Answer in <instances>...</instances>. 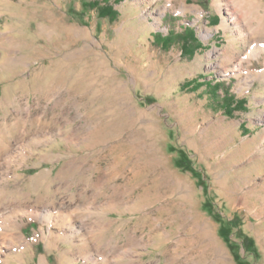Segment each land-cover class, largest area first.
I'll return each mask as SVG.
<instances>
[{
    "label": "rangeland",
    "instance_id": "rangeland-1",
    "mask_svg": "<svg viewBox=\"0 0 264 264\" xmlns=\"http://www.w3.org/2000/svg\"><path fill=\"white\" fill-rule=\"evenodd\" d=\"M260 25L264 0H0V151L27 138L0 202H79L93 235L20 216L0 264H264Z\"/></svg>",
    "mask_w": 264,
    "mask_h": 264
},
{
    "label": "bare ground",
    "instance_id": "bare-ground-1",
    "mask_svg": "<svg viewBox=\"0 0 264 264\" xmlns=\"http://www.w3.org/2000/svg\"><path fill=\"white\" fill-rule=\"evenodd\" d=\"M227 12L230 15L229 17L232 20L236 18L234 14H231L232 11L230 10L228 6H227ZM258 28L262 29L264 28V26L260 25ZM0 40L2 42L4 40H7L10 49L12 48L14 49V47L18 45L14 37L6 36V35L2 36L1 30H0ZM8 59H10L12 63H19L21 56L13 55ZM31 108H32V105L28 103L27 108L25 109L23 113V119L25 121L29 120L30 117L32 116ZM28 134H30V136L32 135V137L33 135H35V138L33 139V141H38L39 138L41 140V137H45L51 134V130L43 129L41 131H33V132L30 130ZM24 136L23 135L20 136L18 140L15 141V143L11 142V144L9 145L10 147L8 146L9 148L4 150L3 152L0 151L1 152L0 154V186L2 184V187H4L3 183L7 182L6 184H4L5 190L7 189V184L9 182L8 181L9 179L7 180L6 178H4V176L8 175L12 171L16 173L15 171L17 170V167H14V169H12V165H11L13 161L11 159V156L14 152L16 153L17 151V150H14L13 148L15 144H20V148L22 149L24 148V143L22 142L26 141L27 139ZM28 145H31V144H28ZM12 150H13V153H12ZM21 151L22 150H20L19 152ZM17 174L18 173H16V175ZM2 194H4V192L0 189V195ZM78 203L79 202H75L73 204L68 203L63 199L58 203L43 204L39 207L36 205H29L27 203H23V201L20 198H15L11 201L0 202V212H1V215H3L2 220L0 218V220L2 221V223L0 224V255L5 253L7 249L12 248L14 245H16L14 242H12V239H14V236L4 235L1 233V231L8 230L12 227H19V225L22 224L19 221L20 216H28L30 219H32L33 217L40 218L43 223L41 227L43 233L47 235V231H46V227H47L48 233L51 237H53V235L56 232L64 233V235L69 234V236H80L81 235L84 237L83 240L87 242L89 240V237L93 236L91 233V229H90V221L88 219L89 215L87 213H83L82 210H77L78 207L76 208V210L73 209V206L77 205ZM56 226H59L62 229H59L58 231H56L54 230ZM208 230H211V229H208ZM4 232H7V231H4ZM6 234H9V233H6ZM20 235L22 238L25 237L22 233H20ZM87 235H89V237ZM43 262L44 264L46 263L45 260ZM209 264H212V263H209ZM226 264H229V263L227 262Z\"/></svg>",
    "mask_w": 264,
    "mask_h": 264
},
{
    "label": "trees",
    "instance_id": "trees-1",
    "mask_svg": "<svg viewBox=\"0 0 264 264\" xmlns=\"http://www.w3.org/2000/svg\"><path fill=\"white\" fill-rule=\"evenodd\" d=\"M104 1L107 2V0H104ZM98 4L99 3H97V1L92 3L93 6H98ZM99 8H100L99 14L101 15V17H107L108 16L110 18H115L116 15L118 14V12L115 9H113L112 5H110V4H106L104 6H100ZM193 33H195V29L193 27L188 28L187 31H186V34H188V35H192ZM162 39L164 41L163 43H165L166 41H168L170 39V36L169 35L162 36ZM211 84H212V82H205L203 84L198 83L199 86H203V85L210 86ZM220 86L222 88V92L224 93L223 96H222L223 99H224L223 106H224V108L227 111L230 112L232 107L238 106V104H240V100L234 99L233 93H231L229 91H226L227 88H225L222 84H220ZM241 103H242V101H241ZM234 104H236V105H234ZM182 164H185V163H182ZM228 224L230 226H233L234 228H236V225H234L232 221H229ZM229 228L230 227H228V226H224L221 229V232H223V234L225 236V239L227 238L228 240H231L230 232H229L230 229ZM249 245L250 246L252 245L250 241H248L247 244L244 245L245 249H246V252H249V251L253 252L254 250L252 248H250ZM239 257H241V253H239Z\"/></svg>",
    "mask_w": 264,
    "mask_h": 264
},
{
    "label": "crops",
    "instance_id": "crops-1",
    "mask_svg": "<svg viewBox=\"0 0 264 264\" xmlns=\"http://www.w3.org/2000/svg\"><path fill=\"white\" fill-rule=\"evenodd\" d=\"M194 28V27H193Z\"/></svg>",
    "mask_w": 264,
    "mask_h": 264
}]
</instances>
